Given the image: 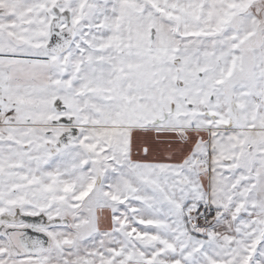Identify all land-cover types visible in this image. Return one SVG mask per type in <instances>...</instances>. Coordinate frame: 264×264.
<instances>
[{"label": "snow or ice", "instance_id": "obj_1", "mask_svg": "<svg viewBox=\"0 0 264 264\" xmlns=\"http://www.w3.org/2000/svg\"><path fill=\"white\" fill-rule=\"evenodd\" d=\"M0 264H264V0H0Z\"/></svg>", "mask_w": 264, "mask_h": 264}]
</instances>
